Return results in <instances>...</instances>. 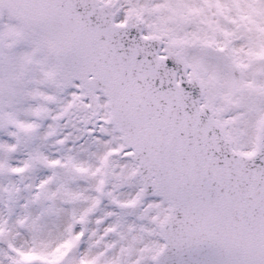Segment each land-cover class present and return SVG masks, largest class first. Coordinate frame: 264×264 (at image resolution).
<instances>
[{
  "label": "snow or ice",
  "instance_id": "snow-or-ice-1",
  "mask_svg": "<svg viewBox=\"0 0 264 264\" xmlns=\"http://www.w3.org/2000/svg\"><path fill=\"white\" fill-rule=\"evenodd\" d=\"M0 264H264V0H0Z\"/></svg>",
  "mask_w": 264,
  "mask_h": 264
}]
</instances>
